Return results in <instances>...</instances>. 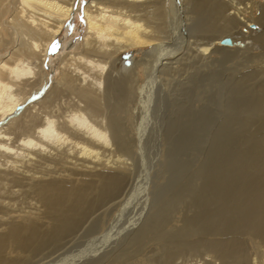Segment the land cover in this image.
Segmentation results:
<instances>
[{
  "label": "bare ground",
  "instance_id": "6f19581e",
  "mask_svg": "<svg viewBox=\"0 0 264 264\" xmlns=\"http://www.w3.org/2000/svg\"><path fill=\"white\" fill-rule=\"evenodd\" d=\"M80 3L0 0V251L44 246L77 226L89 198L94 205L119 198L125 178L111 172L145 162L165 105L185 116L214 93L211 84L225 124L251 137L231 160L238 218L222 228L244 231L264 248V0ZM78 12L83 38L49 74L52 43ZM43 219L51 236L38 231ZM157 248L160 257L139 262L211 248L221 264H247L238 245Z\"/></svg>",
  "mask_w": 264,
  "mask_h": 264
},
{
  "label": "rangeland",
  "instance_id": "374dc122",
  "mask_svg": "<svg viewBox=\"0 0 264 264\" xmlns=\"http://www.w3.org/2000/svg\"><path fill=\"white\" fill-rule=\"evenodd\" d=\"M86 1L79 0L81 5ZM85 28L81 12L65 23L61 36L50 48L47 61H51L46 62L49 74L55 59L81 42ZM208 86H201L199 91ZM212 87L211 84L206 90L214 93L205 101L191 104L185 116L176 113L175 105H165L162 112L165 114H159L164 118L156 122L155 148L144 155L145 162L134 165L126 174L111 172L125 178L122 184L125 192L119 198L95 205L92 204L95 200L89 198L86 213L68 234L54 241L47 237L46 245L32 246L25 252L3 248L0 264H142L139 262L142 258L160 257L157 244L186 246L194 242L238 245L247 257V264L263 260L264 248L246 232L222 228L223 224L234 226L238 218V182L231 160L239 149H245L243 145L251 137L246 128V132L240 133L236 125L225 124L221 100L217 89ZM192 100L195 101L194 95ZM46 220H38L41 224L38 231L50 235L49 225L44 226ZM133 222L131 228L127 227ZM152 236L165 240L153 242ZM174 257L169 260L165 256L161 264H221L219 254L211 248Z\"/></svg>",
  "mask_w": 264,
  "mask_h": 264
},
{
  "label": "water",
  "instance_id": "95a60500",
  "mask_svg": "<svg viewBox=\"0 0 264 264\" xmlns=\"http://www.w3.org/2000/svg\"><path fill=\"white\" fill-rule=\"evenodd\" d=\"M222 43L228 45V44H230V40L226 38V39L222 40Z\"/></svg>",
  "mask_w": 264,
  "mask_h": 264
}]
</instances>
